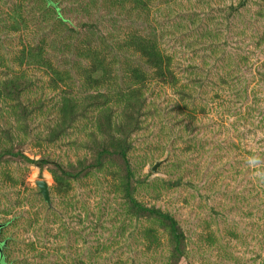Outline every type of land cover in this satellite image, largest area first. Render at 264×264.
Instances as JSON below:
<instances>
[{
    "label": "rangeland",
    "instance_id": "obj_1",
    "mask_svg": "<svg viewBox=\"0 0 264 264\" xmlns=\"http://www.w3.org/2000/svg\"><path fill=\"white\" fill-rule=\"evenodd\" d=\"M95 95L50 134L65 96ZM109 136L134 198L185 232L177 264H264V0H0V152L29 158H0V264L173 262L165 226L117 190L123 159L58 170Z\"/></svg>",
    "mask_w": 264,
    "mask_h": 264
},
{
    "label": "trees",
    "instance_id": "obj_2",
    "mask_svg": "<svg viewBox=\"0 0 264 264\" xmlns=\"http://www.w3.org/2000/svg\"><path fill=\"white\" fill-rule=\"evenodd\" d=\"M141 50L148 62L155 64L159 69L161 68L162 58L155 54V47L153 45L149 47L144 46L143 48H141ZM103 96L105 97V95ZM101 103V100L98 99V96L96 95L90 96L89 101L86 100V102L82 103H79V101L73 96H65L62 105L59 106L58 109L60 113V122L56 123L57 130L53 128L50 134L52 136L59 137V132L62 133L63 131L67 130L72 125L73 120L77 116H85L91 110L92 107H96L98 106V104ZM110 123L112 124L111 120ZM123 125L124 124H120V129ZM51 139H53V137H51ZM125 141L126 140L124 137L113 138L109 136V139L102 138L95 161L91 162L90 164L83 165V167L77 171L66 170L60 164H57V168L66 177L79 178L88 175V173L91 172L93 169H102L105 166V163L109 156H117L123 159L124 172H119L120 174H118L119 181L116 184L117 190H119L123 194V197H125L126 201L128 202L131 208L135 209L140 213H147L148 215L159 220L165 226L170 236V252L173 261L171 264H177L179 259L185 254V232L179 224V221L170 212L164 211L155 206H146L134 198V173L128 159V152L126 149ZM5 153H9L13 156L22 155L23 157L29 159L24 154L13 150H4L3 152H0V158ZM36 161L43 163L47 162L48 160L42 158Z\"/></svg>",
    "mask_w": 264,
    "mask_h": 264
},
{
    "label": "water",
    "instance_id": "obj_3",
    "mask_svg": "<svg viewBox=\"0 0 264 264\" xmlns=\"http://www.w3.org/2000/svg\"><path fill=\"white\" fill-rule=\"evenodd\" d=\"M53 6H55V5L53 4ZM162 162H163V160L156 161V163L153 165L152 169L154 171H157L158 166ZM36 185L39 188V193L43 196L44 200L47 202L48 207H53V203H52V198H51L50 188H49L48 182L46 180H44V179H38V180H36ZM3 226H4V224L0 222V230H1V228Z\"/></svg>",
    "mask_w": 264,
    "mask_h": 264
},
{
    "label": "flooded vegetation",
    "instance_id": "obj_4",
    "mask_svg": "<svg viewBox=\"0 0 264 264\" xmlns=\"http://www.w3.org/2000/svg\"><path fill=\"white\" fill-rule=\"evenodd\" d=\"M2 245H3V242L0 241V254H1V255H2V251H1V249H2Z\"/></svg>",
    "mask_w": 264,
    "mask_h": 264
}]
</instances>
